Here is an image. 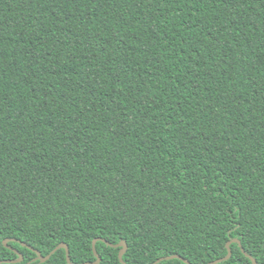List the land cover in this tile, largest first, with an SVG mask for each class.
Wrapping results in <instances>:
<instances>
[{"label":"trees","instance_id":"16d2710c","mask_svg":"<svg viewBox=\"0 0 264 264\" xmlns=\"http://www.w3.org/2000/svg\"><path fill=\"white\" fill-rule=\"evenodd\" d=\"M5 238L2 264L92 262L95 238L98 264L234 238L216 264H264V0H0Z\"/></svg>","mask_w":264,"mask_h":264},{"label":"water","instance_id":"95a60500","mask_svg":"<svg viewBox=\"0 0 264 264\" xmlns=\"http://www.w3.org/2000/svg\"><path fill=\"white\" fill-rule=\"evenodd\" d=\"M13 240H16V239H14V238H5V239H3L2 241H0V245L1 244H3L5 247H8V248H12L10 245H9V242L10 241H13ZM98 240H103L104 241V239H102V238H95L94 240H93V251H94V254H95V256H96V260L95 261H92V262H83V263H79V264H98V263H100V261H101V256L99 255V253H98V251H97V249H96V243H97V241ZM233 242H236V243H238L239 245H241V243H240V240L239 239H237V238H234V239H231L230 241H228L227 242V244H226V246H227V249H228V253L224 256V257H222V258H218V259H216V260H214V261H211V262H209L208 264H216V263H218V262H220V261H223V260H227V259H229L230 257H231V254H232V250H231V247H230V245H231V243H233ZM22 244L23 245H26V243H24V242H22ZM107 244L108 245H110V246H114V247H121V250H120V252H119V259H120V261L123 263V264H127L125 261H124V259H123V254L126 252V250H127V243L125 242V241H121V242H119V243H117V244H113V243H110V242H107ZM29 248H31V249H33L36 253H37V257L36 258H34L33 260H37V259H39L40 260V262H44V261H46V260H48L57 250H59V249H65L66 250V258H67V261H68V263L69 264H73L72 262H71V258H70V247H69V245L66 243V242H62V243H60L56 248H54L48 255H46V256H43L42 255V253L39 251V250H37V249H34L33 247H31V246H28ZM17 253H18V258L17 259H15V260H2V261H0V264H2V263H4V262H21V261H23L24 260V256L21 254V253H19L17 250H15ZM242 251L244 252V253H246V251L244 250V248L242 247ZM246 255H248L251 259H252V264H257V262H256V259L255 258H253L252 256H250L249 254H247L246 253ZM173 258H180V259H182V260H184L186 263H189L190 264V262L187 260V259H184L182 256H180V255H178V254H173V255H168V256H163V257H160L159 259H157L154 263H152V264H157V263H159L160 261H162V260H168V259H173ZM32 263V261H29V262H27L26 264H31Z\"/></svg>","mask_w":264,"mask_h":264}]
</instances>
